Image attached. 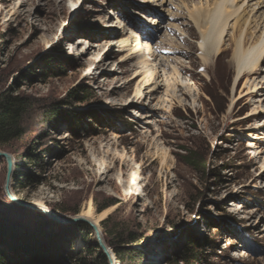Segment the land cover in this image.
<instances>
[{
	"label": "rangeland",
	"instance_id": "374dc122",
	"mask_svg": "<svg viewBox=\"0 0 264 264\" xmlns=\"http://www.w3.org/2000/svg\"><path fill=\"white\" fill-rule=\"evenodd\" d=\"M112 1L0 0L1 86L32 104L24 133L0 145L15 162L11 192L27 203L7 197L6 162L0 159L2 256L14 264H104L96 258L93 230L62 221L89 205L94 213L105 211L98 225L107 246L122 257L117 264H184L188 251L192 264H264V220L249 227L254 216H264V113L247 116L264 101L248 104L245 77L234 80L235 39L241 33L245 47L257 39L262 29L254 23H264V7L256 10L252 0L242 6L228 20L222 53L205 57L199 47L204 27L197 29L189 14L196 7L210 10L213 0H163L160 6L161 0H114L117 9ZM142 6L146 10L137 8ZM135 9L143 18L134 16ZM118 15L122 39L141 37L145 61L158 70L157 60L163 62L164 71L176 59L184 65L179 72L190 93L174 98L170 109L159 107L152 124L140 123L152 108L148 98L116 105L131 95L135 81L129 77L142 63L139 55L122 57L128 51L101 42L100 30L109 23L104 18L116 24ZM80 32L87 37L81 47L86 41L98 46L72 58L67 53ZM90 66L98 76L82 77ZM262 69L259 92L264 61ZM112 85L116 91L109 94ZM247 140L261 151L259 158L248 152ZM106 164L114 168L107 182H99ZM37 200L55 217L31 208ZM107 202L112 204L98 211ZM69 228L77 233L69 235ZM52 231L50 249L44 244ZM36 245L44 255L31 259L26 247ZM152 250L156 257L148 255Z\"/></svg>",
	"mask_w": 264,
	"mask_h": 264
},
{
	"label": "bare ground",
	"instance_id": "6f19581e",
	"mask_svg": "<svg viewBox=\"0 0 264 264\" xmlns=\"http://www.w3.org/2000/svg\"><path fill=\"white\" fill-rule=\"evenodd\" d=\"M249 1L250 0H213V7L212 8L210 7L211 9L208 11H206L205 9H202L201 7H196L194 11L192 12L190 11L189 15L195 27H197V29H200L201 26L204 27L203 31H201V42H199V47L201 50H203L205 57H209L211 55L214 57L215 55L222 53L219 43L225 32V28L228 27V20L235 17L238 14L240 8L245 5L247 6V3ZM124 2L123 4L122 3L120 4L122 9L124 8ZM162 2L163 0L160 1L158 6H160ZM110 4L113 7H116V9L117 7H119V5L115 3L114 0L110 2ZM250 5L255 7L256 10H258L264 7V0H254V1L252 0V3ZM121 7H120V10H122ZM146 7L142 6V7H137V8H142V10H146ZM136 11H139V10L135 9L133 11L134 16L138 15L143 18V16L138 14V12ZM263 13L264 11L260 12V14H263ZM108 14L113 15L114 17L116 15V13L112 12L111 10L108 11ZM116 18H117L115 19L117 20L116 24L109 21L108 16L104 18L109 23L104 24L102 26L104 29H102V31L100 30V32L102 33L104 32L102 35V38H104V40H102L101 42H106L107 45L113 46L114 48L113 50L115 52H119L123 50L128 51V54L126 53L127 55H124L122 57L130 58L131 56L134 57V56L139 55L142 59L141 60L142 63L139 62L140 64L137 67V70H134L132 75L129 77V80L133 79L135 81L134 90L124 102H121L116 105H119L120 107L123 108L124 106L134 105L137 102H139V100H142L145 97L148 98V104L151 101H153L152 102L153 104L151 103L152 108L150 107V109H147L146 111L143 112V114L140 117V120H141L140 123L142 122V124H152L153 119L155 118L159 107L166 108V110L170 109V105H171L170 103L172 102V100H174V98H179L183 94L190 93L191 88L189 84L188 83L184 84V82L182 81L181 73L179 72V70L183 71L184 65L182 64L181 61H177L176 59L174 62H167L166 65L169 67L168 69L169 71H166V70L164 71L163 62L160 63L159 60H157V62L160 64V67H161V69L158 70L159 67L157 66L156 63L150 64L147 62V60L145 61L143 59V56L141 55V47L139 46L140 45L139 38L141 37L139 36L138 38L136 37L133 43H130L129 41H125L122 39L121 37L122 33L120 30L121 29L123 30V28L121 27V24H122L121 22L123 21L119 15L116 16ZM144 20L149 22V21H152L153 19L151 17L145 16ZM244 20H247V19H244ZM129 22L132 23L130 19H129ZM261 23H262V20L261 22H257L256 24L254 23L255 28L260 26L262 30L260 32V35L257 36V39L251 42L250 44H248V46L245 47V45L243 44L244 40L241 39V33L238 36V39H235L234 59H235V64H236V74H235L234 80H236L238 77H245L243 84L241 86V89L243 90L246 89V92L243 93L242 96H248L247 101H248V104L250 105H253L256 102L259 104L264 101V92H259L258 89L260 87L257 86L258 85L257 82L260 83L261 81L259 80V76L261 72L263 71L262 64L264 61V23L263 24ZM132 26L134 27L135 25L133 24ZM138 27L136 29L143 30ZM79 34L80 36L76 37L73 40L78 45L73 46L71 51L67 53L68 56L72 58H78V59L81 58L84 54L87 55L88 53H91L93 49L98 46V44L88 43L86 41V44L81 47L82 45L81 43L84 40H87V37H85L86 33L80 32ZM69 44L72 45L73 44L72 41ZM146 48L148 49V53L151 55L152 51L150 53L148 44ZM121 59L122 58H119V61ZM164 60L166 61V59ZM202 60L207 61L205 60V58H202ZM90 69H91V66L88 67L86 70H84L82 77L91 75L92 72H94V71H91ZM96 74L97 73L94 72L93 77H97L98 75ZM175 75L177 77H175ZM113 91H116V87L114 85H112V89L109 94H112ZM256 109L254 106L252 109V112L248 113L247 115L248 118H251V117L254 118V115H256L257 113L258 114L264 113V107L263 108L257 107ZM65 137H66V134L60 136L59 138L64 139ZM255 146H256L255 142H253L252 140L246 141L245 147L248 149V152L252 153V157L259 158V154L261 153V151L257 150V147ZM113 168L114 167L112 164L110 165L106 164L104 171H102L101 179L99 182H107V179L109 178L108 174ZM263 174H264V168L260 170L259 175H263ZM260 188H264V184L261 185ZM32 205L37 207L38 209L45 208L44 203L40 200L33 201ZM252 214H253L252 212L248 213V216H247L248 219L251 218ZM104 215H105V211L101 213H94L92 211V208L89 205H87L75 216L87 219L93 225L97 226V228L100 230L98 223L103 218ZM261 215L262 214H259L257 217L254 216L255 221L253 224H250L249 227L252 226L253 228H257V225H260L264 220V216L263 215L261 216ZM93 234H94V231H93ZM261 236L264 237V235H261ZM109 250H110V253L113 259V264H117L114 253L112 252L110 248ZM148 255L152 258L153 256L156 257V251L152 250V252H148Z\"/></svg>",
	"mask_w": 264,
	"mask_h": 264
},
{
	"label": "trees",
	"instance_id": "16d2710c",
	"mask_svg": "<svg viewBox=\"0 0 264 264\" xmlns=\"http://www.w3.org/2000/svg\"><path fill=\"white\" fill-rule=\"evenodd\" d=\"M61 52L64 55V57L67 56V54L64 50H62ZM1 84H2V79L0 78V145L7 143L11 139H16L24 133V131H25V118H26V115L28 114L29 107L32 105L29 103V97L16 94L15 90H13L9 87L1 86ZM186 163H190V161L187 160ZM16 176H17V174L13 173V178H16ZM22 187H23V185H21L19 188H22ZM111 204H112V202H107L101 208H98V211H101L102 209H104L105 207H107ZM251 206L252 205H247L246 207L250 208ZM106 219L107 218H105L104 220H106ZM104 220H102L103 224L105 223ZM80 225H82V224H77L76 226H80ZM69 230H70L69 235H73V234L77 233L76 230H73L72 228H69ZM53 234H55V233L52 231V233H48L45 235L47 241L45 242L44 246H50V249H51V246H53V245H51V244H53L52 239H54ZM63 238H65V237H63ZM93 245L97 248L96 249L97 250L96 251V253H97L96 258H100L104 264H108L107 258L105 256H103V254L100 252V250H98V246L95 243ZM40 246L41 245L26 247V248H28V249H26L27 252L31 251V254H30L31 259H33V257H36V258L39 257L40 258L41 256L44 255V251L42 249H40ZM112 249H113V252L115 254V258L117 259V261L118 260H119V262L122 261V257L120 255V253L118 252V250L114 247H112ZM191 256H192V254L190 251H188L185 254V256L183 257L184 264H192V262L190 260ZM6 258L4 256H2V254L0 252V264H14L10 258H8V257H6ZM32 263H33V261H32ZM21 264H23V263H21Z\"/></svg>",
	"mask_w": 264,
	"mask_h": 264
},
{
	"label": "water",
	"instance_id": "95a60500",
	"mask_svg": "<svg viewBox=\"0 0 264 264\" xmlns=\"http://www.w3.org/2000/svg\"><path fill=\"white\" fill-rule=\"evenodd\" d=\"M0 159H4L6 162V176H5V182H4V191L7 197L14 203L21 204V205H27V203L23 202L21 199L14 196L11 192V184H12V179H13L14 163H15L13 160V157L9 153L0 150ZM30 207L36 211H40V212L47 214L51 218L55 217V215L50 211H47L44 209H38L37 207H34V206H30ZM62 221L68 224L83 223V224H87L90 228H92V230L94 231V235H95V244L98 246L103 256L107 258L108 264H113V259H112L109 247L103 240L101 231L97 228V226L93 225L87 219L82 218V217H77V216H72Z\"/></svg>",
	"mask_w": 264,
	"mask_h": 264
}]
</instances>
